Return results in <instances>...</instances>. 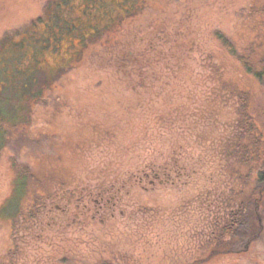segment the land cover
<instances>
[{
	"label": "rangeland",
	"instance_id": "374dc122",
	"mask_svg": "<svg viewBox=\"0 0 264 264\" xmlns=\"http://www.w3.org/2000/svg\"><path fill=\"white\" fill-rule=\"evenodd\" d=\"M54 1L0 0V38L47 11L25 35L9 38L3 55L13 66L37 65L39 77L71 64L39 103H30L32 117L23 126L0 129V264H196L198 242L213 232L197 201L230 178L211 165L241 96L262 114L255 118L260 130L264 124L263 86L213 32H222L237 52L253 48L252 59L260 60L264 0ZM127 7L135 16L105 36L116 51L111 45L87 50L88 36ZM114 52L125 61L115 63ZM175 106L177 124L184 115L196 132L160 126V115ZM178 140L200 169L189 183L144 192L128 183L103 220L86 197L77 202L141 161L160 160ZM230 164L244 169L236 160ZM18 174L27 175L19 198ZM46 200L64 210L50 211ZM254 246L241 240L198 264H264V247Z\"/></svg>",
	"mask_w": 264,
	"mask_h": 264
},
{
	"label": "trees",
	"instance_id": "16d2710c",
	"mask_svg": "<svg viewBox=\"0 0 264 264\" xmlns=\"http://www.w3.org/2000/svg\"><path fill=\"white\" fill-rule=\"evenodd\" d=\"M58 1L55 0L54 2L56 3H54V5H57ZM125 10H127L128 13H126ZM125 10L116 13V18H112V21L104 25L103 28H101L103 29L101 32L96 35L93 33L90 34L91 36H88L89 40L85 48L89 50V48L91 47L92 49L93 46L102 47L111 45L116 51L115 43H110V41L112 42L111 39L106 41L105 36L111 33L108 31L113 26L117 25L116 27H122L128 20H126L125 17L129 15L135 16V13L132 12L129 7ZM46 14L47 11L31 20L29 24L24 27L15 31L6 32L0 38V129L4 127L3 129L5 130V126L11 125H13L12 127H14V125L23 126L25 121L32 117L30 103H39L45 91L53 84V81L60 80L67 71L66 68L69 69V66H71V64L66 65L68 63L66 62L56 71H52V75H48L47 73L44 74V76L40 74L38 77L36 76L37 72H43V69L38 68L37 65H32L33 68L30 66L17 68L10 63V58H6V56L3 55L4 48L11 36L21 33L25 35V32L22 31L29 28L33 21L46 17ZM107 25L112 26L108 27ZM213 37L221 45H224L230 54L235 56L246 73L259 79L261 86L264 88V49L261 48L260 50L262 52L259 54L261 56L260 60H258V58L254 60L252 59L253 48L248 49L247 52H241L242 50L237 52L234 45L231 44L229 39L222 32H217L215 30L213 32ZM86 38L84 41H86ZM83 52L78 61L84 60ZM115 54L116 56L114 55L115 57H113L115 58V63L119 64L125 61L124 58L120 57L119 52ZM76 60L77 58L75 61ZM112 60L113 59H111V61ZM62 66H65V68ZM247 100L245 96L240 97L239 112L236 114L233 126L228 127L229 131L226 132L223 143L219 142V148H217L215 153V163L211 165L216 173L220 172V176H226L229 173L230 175L228 176H230V178L223 177L220 179L219 182L221 186L212 187L205 195H200L204 198L203 200L199 199L197 201L199 211L203 212L208 221L207 225L209 224V228L212 227L213 232L209 233V238L206 239L204 237L203 240L198 242L196 246L198 247V252L194 257L195 261H197L196 264L202 263V259L206 260L207 256L213 257L228 251L241 240L246 241L249 245H260L264 247V124L261 123L263 125V130H260L255 122V118L262 116V114H259V110L257 114H254L249 107L250 102H247ZM178 109L179 107L175 106L170 111L171 113H167L164 116L160 115V126L161 123H163L162 126L165 131L179 132L181 135L188 134L191 130L196 132L197 125L186 126L184 115H181L183 125L177 124L178 116L176 114ZM0 135L2 144L3 133L1 130ZM257 135H259V137ZM171 144L173 147H170L168 150L169 153L164 154L160 160L149 159L148 161H141V165L130 172V174H136L142 177L146 175L147 178L143 177L141 186L137 183L138 186L131 185L133 181L128 178V173L126 177L123 176L122 179H112V181L109 182V187L94 186L93 192L100 190L103 194L106 192L105 188H109L107 195L111 197V207L108 210L112 213L117 207V205H115L116 202L120 200V194L123 193V191L125 192L124 189L128 183L130 184L128 189L135 187L143 192L145 190L154 191L160 189L162 186L171 187L189 183V177H191L195 171L199 173L200 169L195 170L196 168L190 165V157L186 156V152L183 150V144L179 140L177 144H175V142ZM221 160H223V162H221ZM235 160L244 168L243 171H239L238 169L234 170L230 167V163ZM211 172L212 170H209V173ZM26 176L27 175L23 174H18L16 176V178H18L16 182L18 186L16 191L18 198L25 194V186L27 184L25 180ZM253 176L256 177L253 178ZM210 179L214 182L213 178L210 177ZM226 179L228 182H226ZM114 180L117 181L113 182ZM48 198L52 199L53 195H48ZM11 199H15V196L11 197ZM9 200L10 199H7L6 202ZM49 201L51 202V200H46L43 207L48 205L47 202ZM112 203L114 204L112 205ZM39 210L40 209L34 211L37 213ZM107 214L108 212L100 214L98 218L103 220L105 217H109ZM256 246L252 247L250 250H254Z\"/></svg>",
	"mask_w": 264,
	"mask_h": 264
},
{
	"label": "flooded vegetation",
	"instance_id": "af4514ba",
	"mask_svg": "<svg viewBox=\"0 0 264 264\" xmlns=\"http://www.w3.org/2000/svg\"><path fill=\"white\" fill-rule=\"evenodd\" d=\"M131 172V171H130ZM128 174V178H130L133 183H131V185H134V186H138L142 184V181H143V177L147 178L146 175H144L143 177L142 176H139V175H136V174ZM117 181V180H116ZM115 181V182H116ZM138 185H137V184ZM113 185V184H112ZM111 185V186H112ZM106 192L105 193H101L100 190L96 191V192H93V190H87V192H85L86 194H79L76 198L77 202L78 203H82L84 201V197H86V203L87 202H91L93 205L95 204V206H97V208H100L98 209V211L96 212L98 215L100 214H104L108 211V209L111 207V197L108 194V189L109 188H105ZM97 194V195H96ZM100 195H104V196H100ZM98 196V197H97ZM64 200V199H63ZM65 201V200H64ZM78 203H77V206H78ZM86 203L84 205H86ZM66 204V202H65ZM114 203H112L113 205ZM49 206V210L50 211H54L58 208H60L62 211L64 210L63 207H61L59 204L51 201L48 203Z\"/></svg>",
	"mask_w": 264,
	"mask_h": 264
}]
</instances>
